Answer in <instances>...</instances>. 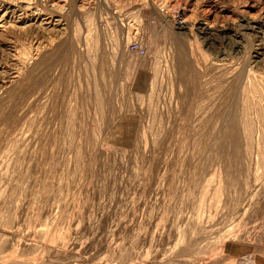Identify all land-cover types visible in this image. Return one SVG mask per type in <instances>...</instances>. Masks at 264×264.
<instances>
[{
    "label": "rangeland",
    "instance_id": "374dc122",
    "mask_svg": "<svg viewBox=\"0 0 264 264\" xmlns=\"http://www.w3.org/2000/svg\"><path fill=\"white\" fill-rule=\"evenodd\" d=\"M0 264H264V0H0Z\"/></svg>",
    "mask_w": 264,
    "mask_h": 264
},
{
    "label": "built area",
    "instance_id": "2783aa9c",
    "mask_svg": "<svg viewBox=\"0 0 264 264\" xmlns=\"http://www.w3.org/2000/svg\"><path fill=\"white\" fill-rule=\"evenodd\" d=\"M131 50L136 51L141 54H145V50L143 49V47L137 43L131 45Z\"/></svg>",
    "mask_w": 264,
    "mask_h": 264
},
{
    "label": "bare ground",
    "instance_id": "6f19581e",
    "mask_svg": "<svg viewBox=\"0 0 264 264\" xmlns=\"http://www.w3.org/2000/svg\"><path fill=\"white\" fill-rule=\"evenodd\" d=\"M17 1V0H16ZM20 1V0H19ZM22 1V0H21ZM25 1V0H24ZM22 4V3H21ZM53 11V10H52Z\"/></svg>",
    "mask_w": 264,
    "mask_h": 264
}]
</instances>
